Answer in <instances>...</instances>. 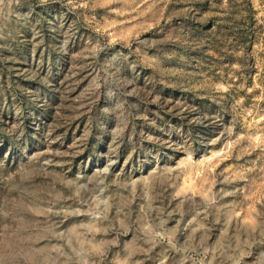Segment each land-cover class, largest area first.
<instances>
[{"label":"rangeland","instance_id":"374dc122","mask_svg":"<svg viewBox=\"0 0 264 264\" xmlns=\"http://www.w3.org/2000/svg\"><path fill=\"white\" fill-rule=\"evenodd\" d=\"M0 264H264V0H0Z\"/></svg>","mask_w":264,"mask_h":264}]
</instances>
